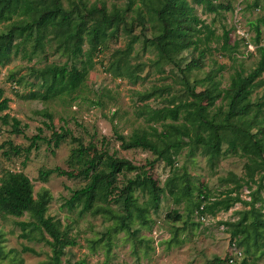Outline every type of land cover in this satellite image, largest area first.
Instances as JSON below:
<instances>
[{
    "label": "rangeland",
    "instance_id": "obj_1",
    "mask_svg": "<svg viewBox=\"0 0 264 264\" xmlns=\"http://www.w3.org/2000/svg\"><path fill=\"white\" fill-rule=\"evenodd\" d=\"M84 3L87 7L96 5L105 6L111 10L116 5L125 7L128 0H62L65 7L72 3ZM229 2L231 10L221 9L218 13L207 12L200 6L195 7L196 14L211 25L215 37L205 41L201 34L202 42L197 48L192 46L183 50L176 58V63H156L153 48L144 47L141 40L134 43L130 54V64L135 66L136 74L140 77L132 82L127 77H114L106 70L110 62V54L116 47H123L129 35L120 24L115 37L107 40V46L98 57L94 58L95 64L86 75L80 86L71 93H62L47 100L28 98L31 91L43 92L41 80L29 72L30 67L41 69L50 64L61 65L70 59L60 51H56L54 41H45L42 48H38L32 58H28L32 50L27 44L25 54L23 50L13 55L9 63L1 67L0 87L4 95L9 98L8 108L0 112V178L4 171H22L34 185V193L46 188L51 193L46 216L59 219L62 227L68 228V235L76 240L73 246H67L63 252L56 254L58 264H69L79 259H85L86 264H209L214 257L224 258L230 246L229 227L221 221H235L237 211L248 209L242 202H237L227 211H220L215 216L201 217L197 211L189 212L193 202L197 200L199 191L206 192L211 197L220 198L224 193L235 186L229 179L231 175L248 183L240 189L242 199H249V191L257 187V181L262 173L259 165L254 162L247 163V158L241 154L226 151L227 143L218 142L221 151L219 157L210 161L201 149L189 152V146H184L174 157L173 167L160 160L151 165L154 156L141 148L124 149L117 139L118 134L129 135L141 127L148 128L150 124L162 129L160 122H146L141 110L148 107L158 108L172 101L178 103L186 98V87L183 77L199 91L207 86L206 77L214 73L215 79L220 80V86L226 87L230 76L237 70L250 71L255 67L259 54L256 50L252 23H257L260 29V45H264V0H216V2ZM143 9L141 0H133L132 10L127 11L131 34H144L150 36L151 26L146 22V29L132 18ZM145 10V9H143ZM3 13L0 3V16ZM6 22H0V31L5 30ZM229 30V46L224 47L221 34ZM237 30L243 31L241 36ZM239 41L234 46L235 41ZM88 44H83L87 49ZM202 52V53H201ZM199 58L201 66L185 71L186 63ZM260 80L250 96L251 101L259 102L260 113H256L255 120L264 126V80ZM191 99V98H189ZM211 112L218 106L226 109L225 102L220 97L209 98L204 101ZM252 112V111H251ZM8 113L9 123L2 122V116ZM49 116H48V115ZM254 115V114H253ZM252 115V116H253ZM15 117L20 121L22 133L11 131L10 118ZM170 120L167 119L166 122ZM180 120H178L179 122ZM39 128L42 130L39 132ZM66 130V136L58 146L52 142L53 130ZM255 129L252 128L251 131ZM40 135L35 145L21 154H7L4 142L11 141L14 145L25 149L31 143V137ZM95 146L98 151H106L118 157L127 158L133 164L146 169L163 187L166 178L172 172L181 174L186 171L193 189L191 201L175 204L173 196L167 189L160 195L157 210H149L150 224L142 225L140 220L134 218L130 224L133 232L120 230L111 233L110 240L104 236L107 229L112 230L114 219L121 213L120 203L111 201L105 206L114 212V218L106 214L93 215L90 212L80 214L78 209L69 210L65 205L71 192L80 187L84 182L79 178H68L54 173L46 179L39 177L40 170L60 167L70 170L68 159L76 148ZM264 151V146H263ZM92 153L91 151L89 152ZM172 168L174 171H172ZM134 172L119 173L115 181L116 187L124 185L125 179ZM249 186L251 188H249ZM264 197V180L261 189ZM138 201L146 199L145 193L137 191ZM260 202L256 203L258 206ZM177 209L182 217L179 221L172 222L167 218V213ZM264 211V209L262 210ZM33 212H26L21 217L0 215V230L4 236V247L8 252L7 258L0 264H39L49 261L53 255L46 233L38 230L27 231L28 237L21 236L19 221H32L36 218ZM178 228V229H176ZM102 241L98 242L100 238ZM109 244V245H108ZM33 249V251L25 249ZM110 248V252L107 250ZM247 264H264V237L259 239V250L247 253L245 246H240ZM108 253V254H107ZM243 258V257H242ZM238 259L235 264H238Z\"/></svg>",
    "mask_w": 264,
    "mask_h": 264
},
{
    "label": "trees",
    "instance_id": "obj_2",
    "mask_svg": "<svg viewBox=\"0 0 264 264\" xmlns=\"http://www.w3.org/2000/svg\"><path fill=\"white\" fill-rule=\"evenodd\" d=\"M3 13L0 22L5 21V30L0 31V71L1 67L9 63L13 55L23 50L26 54L27 44H31L32 50L28 58L36 54L38 48H42L44 42L54 41L56 51L67 55L68 63L50 64L41 69L30 67L29 72L41 80L45 86L43 92L31 91L28 98H40L47 100L62 93H71L77 89L85 79L89 70L93 68L94 58L98 57L107 46L108 39L116 36L120 24L129 35V39L123 47H116L110 54V62L106 70L114 77H127L136 82L140 77L136 74L135 66L130 64V54L134 43L141 40L144 47L153 48L156 63H176L177 56L189 47H196L203 40L215 37V31L210 24L205 23L195 12V7L200 6L207 12L218 13L221 9L231 10L229 2H216V0H141L145 10L138 8L133 21H137L143 29L148 22L151 26V34L141 39L140 35L131 34V28L126 27L129 23L127 11L132 10L133 0H128L125 7L112 6L111 10L104 5L86 6L84 3H72L65 7L62 0H0ZM255 32L254 41L259 59L254 68L245 72L237 70L230 76V82L226 87L220 86V80L215 79V74L206 77L207 86L196 91L186 77L183 82L186 87V98L178 103L172 101L161 107H148L141 114L145 115L146 122H160L162 129L150 124L148 128L141 127L129 135H117V139L124 149L141 148L149 151L153 156L151 165L157 161H164L173 167L174 157L184 146H189V152L201 149L212 162L221 153L220 142H226V151L230 153L241 152L247 158V163L254 162L259 165L262 173L257 181V187L249 191V199H242L240 189L244 184L242 179L231 175L229 177L235 184L228 189L223 197L211 199L206 192L199 191L197 200L193 202L194 210L201 217L215 216L220 211L229 210L235 203L242 202L248 209L237 211L238 218L235 221H221L229 227L230 244L245 246V251L255 252L259 250V239L264 237V197L261 195L264 180V126L261 121L255 120L256 113H260L259 102L251 101L253 89L258 86L257 78L264 74V45H260V29L257 23L251 25ZM224 47L229 46V30L221 34ZM87 42V49L83 44ZM239 41L234 42V46ZM202 53V52H201ZM199 58L186 63L185 71L199 68ZM264 80V77L262 78ZM220 97L225 102L226 109L218 108L211 112L204 103L209 98ZM191 98V99H189ZM9 98L4 95L0 87V112L8 108ZM252 111V112H251ZM254 114V115H253ZM48 115V114H47ZM253 115V116H252ZM49 116V115H48ZM8 113L1 118L4 124L9 123ZM169 119V122L166 120ZM11 131L22 133L20 121L15 117L10 118ZM178 120H180L178 122ZM254 128V131L251 129ZM39 132L42 130L38 129ZM66 130H53L52 142L58 146L66 136ZM31 143L22 149L11 141H6L7 154H21L23 150L28 152L40 139L39 134L33 135ZM219 142V143H218ZM92 152L91 154L89 152ZM70 170L54 167L40 170L39 177L46 179L54 173L68 178H81L84 182L80 187L71 192L65 205L69 210L79 208L80 214L90 212L93 215L106 214L114 218V212L105 206L111 198L120 203L121 213L119 218L114 219L112 230L107 229L104 236L110 240L111 233L126 230L133 232L130 224L134 218L140 220L142 225L150 224L148 219L149 210H157L160 195L167 189V193L173 196L175 204L183 201H191L193 189L186 171L181 174L172 172L166 178L164 186L158 185L148 170L133 164L127 158L118 157L106 151H98L90 144L88 147L74 149L71 158L68 159ZM126 177L125 183L118 188L115 185L119 173L134 172ZM172 171L174 169L172 168ZM166 188V189H165ZM249 188H251L249 186ZM137 191L147 196L143 202L138 201ZM51 193L43 188L34 193L32 180L22 171H4L0 178V215L21 217L26 212H33L36 220L19 221L21 236L28 237V229L46 233L52 256L49 261L39 264H58V253L64 251L67 246L76 244V240L68 235V228L62 227L59 219L46 216L48 204L51 201ZM260 202L258 206L256 203ZM182 215L177 209L167 213V218L172 222L179 221ZM178 229V228H176ZM101 237L98 242L102 241ZM109 245V244H108ZM230 245V246H231ZM33 251V249H25ZM110 248L107 252L109 253ZM251 252V253H252ZM107 253V254H108ZM8 252L4 247V236L0 230V262L7 258ZM230 257H234L233 251L229 250L224 258L214 257L209 264H235L229 263ZM238 264H247L245 257ZM22 262L19 260L18 264ZM85 259H79L69 264H86ZM107 264V263H105Z\"/></svg>",
    "mask_w": 264,
    "mask_h": 264
},
{
    "label": "built area",
    "instance_id": "obj_3",
    "mask_svg": "<svg viewBox=\"0 0 264 264\" xmlns=\"http://www.w3.org/2000/svg\"><path fill=\"white\" fill-rule=\"evenodd\" d=\"M241 36H246L244 35L243 31L237 30ZM231 250L233 251L234 257H230L229 263H233L234 260L242 259L243 257V252L240 248H238L236 245H231Z\"/></svg>",
    "mask_w": 264,
    "mask_h": 264
}]
</instances>
